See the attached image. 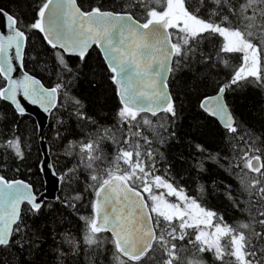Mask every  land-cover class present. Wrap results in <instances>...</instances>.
Masks as SVG:
<instances>
[{"label":"snow or ice","instance_id":"6c2138e0","mask_svg":"<svg viewBox=\"0 0 264 264\" xmlns=\"http://www.w3.org/2000/svg\"><path fill=\"white\" fill-rule=\"evenodd\" d=\"M0 264H264V0H0Z\"/></svg>","mask_w":264,"mask_h":264},{"label":"water","instance_id":"95a60500","mask_svg":"<svg viewBox=\"0 0 264 264\" xmlns=\"http://www.w3.org/2000/svg\"><path fill=\"white\" fill-rule=\"evenodd\" d=\"M29 107L31 108V106H29ZM37 113H38V110H37ZM37 113H33V117H34L35 119H39V115H38Z\"/></svg>","mask_w":264,"mask_h":264},{"label":"bare ground","instance_id":"6f19581e","mask_svg":"<svg viewBox=\"0 0 264 264\" xmlns=\"http://www.w3.org/2000/svg\"><path fill=\"white\" fill-rule=\"evenodd\" d=\"M35 119V118H34Z\"/></svg>","mask_w":264,"mask_h":264},{"label":"trees","instance_id":"16d2710c","mask_svg":"<svg viewBox=\"0 0 264 264\" xmlns=\"http://www.w3.org/2000/svg\"><path fill=\"white\" fill-rule=\"evenodd\" d=\"M34 118V117H33Z\"/></svg>","mask_w":264,"mask_h":264}]
</instances>
